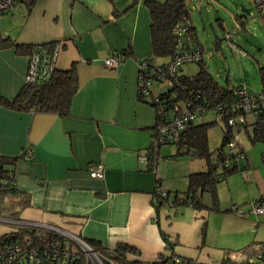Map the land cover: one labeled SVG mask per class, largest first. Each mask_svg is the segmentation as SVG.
Returning a JSON list of instances; mask_svg holds the SVG:
<instances>
[{"label":"crops","instance_id":"1","mask_svg":"<svg viewBox=\"0 0 264 264\" xmlns=\"http://www.w3.org/2000/svg\"><path fill=\"white\" fill-rule=\"evenodd\" d=\"M145 1L114 0L117 11L126 10L114 17L107 0H16L12 10L0 16L1 33L16 44L59 42L56 68L74 64L78 77L66 117L0 103V156H21L15 181L29 194L27 209L34 219L27 221L64 224L75 235L108 249L127 243L139 251L129 253V260L152 262L164 251L153 191L155 177L162 187L165 178L156 172L163 147L154 173L139 161L156 121L154 107L137 98L138 61L152 54ZM127 49L133 57L116 67L104 64V59ZM28 57L27 51L14 46L0 49V98L12 100L21 89ZM153 86L149 99L164 89L161 84ZM176 152L175 146V151L164 153L181 156ZM245 154L248 173L243 176L257 185L261 176L253 174L251 155L246 150ZM261 157L264 160V151ZM97 164L104 168L102 179L89 175ZM186 173L187 169L178 173L185 185ZM172 189L182 193L186 187ZM216 192L221 209L217 186ZM169 200L174 201L170 195ZM248 211L237 213L236 219L250 224L254 214Z\"/></svg>","mask_w":264,"mask_h":264},{"label":"trees","instance_id":"2","mask_svg":"<svg viewBox=\"0 0 264 264\" xmlns=\"http://www.w3.org/2000/svg\"><path fill=\"white\" fill-rule=\"evenodd\" d=\"M107 1L112 7L111 11L114 17H118L126 11H117L114 7V0ZM132 2L135 3L136 0H132ZM144 4L148 8L150 15L149 33L152 54L150 57L138 61V70L142 63L147 67L148 82L150 83L149 95L154 83L166 86L156 95L160 100L164 101V110L167 111L168 119L173 116L175 106L180 110H190L191 112L196 109H204L197 118L185 122L184 128L179 132V140L172 144L176 146L178 155H188L203 159L206 168L190 172L187 175L186 190L182 193L175 192L173 202L169 200V191H167L166 197L153 191V205L156 215L161 207L177 206L176 204L179 203H187L194 208L203 207L208 209V211H217L219 210L216 192L217 182L235 172H242L248 168L247 162L246 164L237 165L232 160L233 156L239 152L245 154L243 144L238 142V150L229 153L228 143L232 139L234 140L236 136L238 137V133H241V131L246 133L252 144L257 141L264 142L259 128L255 125L252 114H247V116L252 118L250 121L246 116V121L237 120L233 124L227 122L229 118H235L237 113L243 114L241 107H235V104L239 102L235 91L241 87H245L247 90L248 88L244 84L237 87L222 85L211 75L202 60V48L197 40L195 29L190 22V13L184 0H164L163 2L146 0ZM178 24L186 27L181 38L183 44L180 45V49L182 51L198 49L201 53V59L198 62L199 68L195 74L187 75L182 70L184 63L176 68L173 75L174 79L173 76L163 79L158 75L157 71H154V68L165 71L167 64L173 59L177 36L175 27ZM227 38L231 39V35L227 34ZM229 42L234 48L235 45L231 41ZM58 44L59 42L57 41L38 45L16 44L0 31V49L14 46L17 51H27L28 55L32 51L38 50L42 55L49 57ZM118 52L123 53V61L133 57L130 49ZM159 60L162 62L157 63ZM261 81L262 88L260 91L264 89V68H261ZM138 82L139 79L137 80V98L154 107L156 124L159 120L157 104L154 103L153 99L147 97L149 95H143L139 92ZM77 88L78 77L74 64L64 70L53 67L48 76L31 84L24 83L12 100L0 98V103L17 110L55 113L60 117H66L70 114L71 101ZM231 108H235L236 112H232ZM208 113L216 114L223 123L220 127V143L213 148L209 147V132L212 129L211 127L217 125V120L196 122V119ZM249 125H251L252 131L248 130ZM19 158L21 156H0V219L5 220L0 222L13 224L12 226H14L10 231L0 232V249L4 247L10 250L8 254L1 258L0 264H94L80 250H75L74 256L70 258H61L58 254L53 256L51 244L59 242L61 248L68 247L67 249L72 251L74 248L71 242L65 236L53 230L23 223L27 220L21 219L20 213L31 205L29 194L16 186L15 171ZM223 159H228L230 163L224 164L222 162ZM245 159L247 160L246 154ZM146 170L152 172V168L149 166L146 167ZM156 183H160L158 177H155ZM204 193L210 196L211 204L209 206L200 202V197ZM253 202H259L264 206V196L262 195ZM159 231L164 241V251L159 254L157 260L152 262H143L138 259L129 260L127 258L129 253L138 255L139 251L127 243H118L113 249H108L101 246L97 241L82 239L102 257L103 264H110V262L113 264H200L193 258L184 257L174 252L177 239L170 240L168 234L164 233L160 228ZM202 234H204V229ZM15 246H18L21 253H16L12 256L10 253ZM236 251L244 255L242 261H233L226 255L223 263L264 264V241H252ZM173 257H176L177 260H172Z\"/></svg>","mask_w":264,"mask_h":264},{"label":"rangeland","instance_id":"3","mask_svg":"<svg viewBox=\"0 0 264 264\" xmlns=\"http://www.w3.org/2000/svg\"><path fill=\"white\" fill-rule=\"evenodd\" d=\"M184 2L202 48V60L211 75L220 84L228 87L244 84L249 92L260 91L261 68H264V21L256 10L253 0H184ZM227 34L231 35V39L227 38ZM229 41L235 45L234 48ZM241 51L245 52V55L242 56ZM198 68L199 64L194 62L182 65L183 73L187 75L195 74ZM165 87L163 85V88ZM247 119L250 121L252 118L247 116ZM212 120H217V125L211 127L209 132L210 148L220 143L222 120L214 113L196 119L197 123ZM248 130L252 131L251 125L248 126ZM238 137L246 152L251 155L250 169L255 175L259 172L262 182L258 180L257 185L247 182L243 176L248 173L247 169L235 172L217 182L221 209L208 211L203 207L194 208L187 203H179L167 209L161 207L159 211L162 229L169 235L170 240L177 239L174 252L193 258L200 264H225L223 259L226 255L233 261H242L244 255L236 250L252 241H264V212L250 215V219L253 220L247 224V221L239 222L236 216L240 217V215L230 210V206L235 204L241 206L240 210L242 208L246 211L251 207L252 201L264 196V160L261 157L264 142L257 141L252 144L243 131L238 133ZM161 147H163L162 159L158 161L156 172L165 178L163 188L167 191L170 189L172 199L175 193L172 188L176 186L178 190H183L186 187L184 180L178 174L179 170L187 169L186 174H189L193 170H203L206 166L203 159L188 155L175 158L165 156V151H175L173 144ZM171 180L175 186H169L168 189L167 185H170ZM200 202L209 206L210 196L204 193L200 197ZM31 214L33 212L26 209L20 213V218L34 219ZM43 222V225H48ZM12 225L0 222V232L12 230L14 228ZM55 227L75 234L64 224L58 223ZM203 229L204 234H202ZM92 259H95L93 254Z\"/></svg>","mask_w":264,"mask_h":264},{"label":"built area","instance_id":"4","mask_svg":"<svg viewBox=\"0 0 264 264\" xmlns=\"http://www.w3.org/2000/svg\"><path fill=\"white\" fill-rule=\"evenodd\" d=\"M15 1L16 0H0V16L11 11L15 4ZM253 2L255 4L256 10L260 13L264 21V0H253ZM185 30L186 27H184L182 24H178L175 27V33L177 35L175 51L173 59L166 66V70L162 71L159 68H154V71H157L158 75L163 79H167L166 77H172L179 65L189 62L198 63L201 59V53L198 49L184 51L180 49V45L183 44V40L181 38L183 37V33ZM60 48V44H58L49 57L42 55L38 50L32 51L28 57V65L24 83L31 84L48 76L52 71V68L56 67L55 60ZM241 55L243 56L245 55V53L241 51ZM121 62H123L122 52H116L111 57L104 59V64L107 67H116ZM146 68L147 67L145 66V64L142 63L139 66L138 70V88L139 92L143 95H149L150 83L148 82V73ZM235 93L237 94L239 99V102L235 104V107H241L243 114L237 113L235 118H229L227 122L229 124H233L234 122H237V120L246 121L247 114H252L255 125H257V128H259L262 138L264 139V89L258 93H255L249 92L245 87H241L240 89L235 91ZM152 99L154 103L157 104V114L159 116V120L156 122L153 128L150 144L146 152L143 155L139 156V161L146 166L151 167L152 172H155L156 162L159 157V148L167 143L177 142V140H179V132L184 128L185 122L197 118L204 109H196L194 112H191L190 110H180L175 106L173 116L168 119L167 111L164 110V101L160 100L157 95L152 96ZM231 110L232 112H236L235 108H231ZM258 112L260 113L258 114ZM238 142H240V140L236 136L234 140L232 139V141L228 143V147L230 150L229 153L238 150ZM232 160L235 161L237 165L246 164L245 154L241 152L233 156ZM222 162L224 164L230 163L228 159H223ZM103 173L104 168L101 164H97L96 166L89 169V175L93 178L102 179ZM154 191L155 193L160 194L163 197L167 196V190L163 188L159 183H156L154 185ZM230 209L237 213H242L240 208L236 205H231ZM248 212L254 215L262 214L264 212V206L259 202H253ZM0 220L5 221L3 219ZM23 223H28L29 225H37L36 223L31 222ZM45 226L49 227L50 230H53L65 236L71 242V245L74 248L72 251H70L69 249H67L68 247L61 248L59 242H54L53 244H51L53 256H56V254H58L61 258H70L74 256L75 250H80L92 263L103 264L102 257L96 251H94L91 246L87 244V242L84 241L81 237L66 233L56 227H52L49 225ZM9 251L10 250H8L7 248L2 247V249H0V260L5 254H8ZM16 253H21L18 246H15L10 254L13 256ZM92 254L95 259H92ZM172 260H177V258L173 257ZM110 264L113 263L110 262Z\"/></svg>","mask_w":264,"mask_h":264},{"label":"clouds","instance_id":"5","mask_svg":"<svg viewBox=\"0 0 264 264\" xmlns=\"http://www.w3.org/2000/svg\"><path fill=\"white\" fill-rule=\"evenodd\" d=\"M232 211V210H231ZM235 212V211H234ZM237 213V212H236ZM26 222H29V221H26ZM31 223H34V222H31ZM37 225H43L42 223H36ZM49 226H52V227H55L54 225H50V224H48ZM45 228V227H44ZM57 228V227H56ZM62 230V229H61ZM63 231V230H62ZM64 232H66V231H64ZM66 233H68V232H66ZM69 234H71V233H69ZM73 235H75V234H73ZM77 236V235H76ZM79 237V236H78Z\"/></svg>","mask_w":264,"mask_h":264},{"label":"water","instance_id":"6","mask_svg":"<svg viewBox=\"0 0 264 264\" xmlns=\"http://www.w3.org/2000/svg\"><path fill=\"white\" fill-rule=\"evenodd\" d=\"M247 11V10H246ZM1 221V220H0ZM7 222V221H6ZM25 225H27L28 223H24ZM36 226H40V227H45V228H48L49 229V227H47V226H45V225H36Z\"/></svg>","mask_w":264,"mask_h":264}]
</instances>
